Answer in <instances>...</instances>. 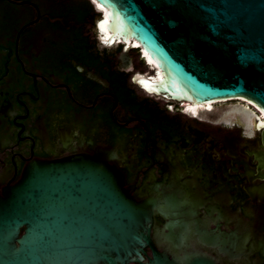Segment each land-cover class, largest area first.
Masks as SVG:
<instances>
[{"label": "flooded vegetation", "instance_id": "flooded-vegetation-1", "mask_svg": "<svg viewBox=\"0 0 264 264\" xmlns=\"http://www.w3.org/2000/svg\"><path fill=\"white\" fill-rule=\"evenodd\" d=\"M94 21L57 0H0V193L32 160L108 149L132 196L150 202L160 249L264 264L259 108L235 98L194 113L147 92L140 55L101 47Z\"/></svg>", "mask_w": 264, "mask_h": 264}, {"label": "water", "instance_id": "water-1", "mask_svg": "<svg viewBox=\"0 0 264 264\" xmlns=\"http://www.w3.org/2000/svg\"><path fill=\"white\" fill-rule=\"evenodd\" d=\"M89 1L100 46L121 45L122 59L136 50L147 92L191 105L244 97L264 123V0ZM112 156L32 160L0 193V264H217L155 244L154 210L132 196Z\"/></svg>", "mask_w": 264, "mask_h": 264}, {"label": "trees", "instance_id": "trees-1", "mask_svg": "<svg viewBox=\"0 0 264 264\" xmlns=\"http://www.w3.org/2000/svg\"><path fill=\"white\" fill-rule=\"evenodd\" d=\"M57 3L65 13H69L78 21H83L84 24L93 22L97 16L94 5L89 0H57Z\"/></svg>", "mask_w": 264, "mask_h": 264}, {"label": "bare ground", "instance_id": "bare-ground-1", "mask_svg": "<svg viewBox=\"0 0 264 264\" xmlns=\"http://www.w3.org/2000/svg\"><path fill=\"white\" fill-rule=\"evenodd\" d=\"M98 8H101L100 5H97ZM107 18L105 16V19L103 22L100 23L99 25V28L100 30H102L105 35L108 36V31L106 30L105 28V22H106ZM134 44L138 47H140V44L137 43L136 41H134ZM142 54L144 55V58L150 63V64H154V61L152 60V58L145 52V51H142ZM159 74V73H158ZM144 87H149L150 88V84H148V82H146L144 79H141ZM237 98H244V97H237ZM235 99V98H233ZM246 99V98H244ZM220 101H223V102H226V101H229V100H217V101H214V102H208V103H204V104H199V105H190L188 109H190L191 111H193L194 113H198L200 111V109L202 110H208V109H212L214 107V104H216L217 102H220ZM253 103V102H252ZM236 109V108H235ZM247 111V110H246ZM241 112V111H240ZM243 112V111H242Z\"/></svg>", "mask_w": 264, "mask_h": 264}, {"label": "rangeland", "instance_id": "rangeland-1", "mask_svg": "<svg viewBox=\"0 0 264 264\" xmlns=\"http://www.w3.org/2000/svg\"><path fill=\"white\" fill-rule=\"evenodd\" d=\"M238 103L239 101L237 99H232V100H229V101H226V102H223V101H220V102H217L216 105L217 106H221V105H224L226 103Z\"/></svg>", "mask_w": 264, "mask_h": 264}]
</instances>
